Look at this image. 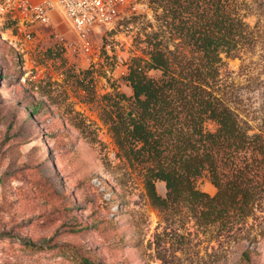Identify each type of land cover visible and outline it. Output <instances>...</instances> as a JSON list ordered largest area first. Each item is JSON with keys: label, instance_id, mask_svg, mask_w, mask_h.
<instances>
[{"label": "rangeland", "instance_id": "374dc122", "mask_svg": "<svg viewBox=\"0 0 264 264\" xmlns=\"http://www.w3.org/2000/svg\"><path fill=\"white\" fill-rule=\"evenodd\" d=\"M237 3L244 35L220 53L212 88L264 137V0ZM6 9L0 0V264H264V187L243 215L208 220L188 198L154 205L112 136L109 123L132 114L122 76L133 57L152 46L177 66L199 56L168 29L163 3L132 0L91 35V52L57 10L25 39ZM192 183L216 191L206 170ZM154 185L163 196V181Z\"/></svg>", "mask_w": 264, "mask_h": 264}, {"label": "trees", "instance_id": "16d2710c", "mask_svg": "<svg viewBox=\"0 0 264 264\" xmlns=\"http://www.w3.org/2000/svg\"><path fill=\"white\" fill-rule=\"evenodd\" d=\"M156 1L163 3L168 29L199 56L177 66L173 52L152 46L146 58L133 57L122 76L131 90L132 114L109 123L114 141L129 163L141 167L154 205L188 198L200 201L197 215L208 220L227 211L246 214L264 187V137L248 134L212 88L220 53L231 54L244 35L237 0ZM148 69H158V76L147 75ZM202 170L216 188L211 196L193 186ZM155 180L163 181V196Z\"/></svg>", "mask_w": 264, "mask_h": 264}, {"label": "built area", "instance_id": "2783aa9c", "mask_svg": "<svg viewBox=\"0 0 264 264\" xmlns=\"http://www.w3.org/2000/svg\"><path fill=\"white\" fill-rule=\"evenodd\" d=\"M132 0H3L15 27L23 38H31L36 24L46 23L51 10H57L76 34V45L84 52H91V35L98 28L110 24ZM6 37H14L11 30Z\"/></svg>", "mask_w": 264, "mask_h": 264}, {"label": "water", "instance_id": "95a60500", "mask_svg": "<svg viewBox=\"0 0 264 264\" xmlns=\"http://www.w3.org/2000/svg\"><path fill=\"white\" fill-rule=\"evenodd\" d=\"M127 114H130V112L128 111Z\"/></svg>", "mask_w": 264, "mask_h": 264}]
</instances>
